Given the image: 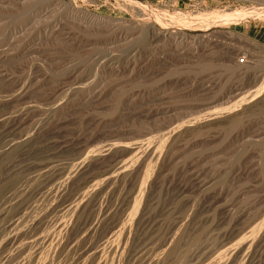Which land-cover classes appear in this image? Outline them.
I'll list each match as a JSON object with an SVG mask.
<instances>
[{"label": "rangeland", "instance_id": "rangeland-1", "mask_svg": "<svg viewBox=\"0 0 264 264\" xmlns=\"http://www.w3.org/2000/svg\"><path fill=\"white\" fill-rule=\"evenodd\" d=\"M132 2L0 0V264H264V0Z\"/></svg>", "mask_w": 264, "mask_h": 264}, {"label": "bare ground", "instance_id": "bare-ground-1", "mask_svg": "<svg viewBox=\"0 0 264 264\" xmlns=\"http://www.w3.org/2000/svg\"><path fill=\"white\" fill-rule=\"evenodd\" d=\"M56 1V0H55ZM127 1H129V3H131L130 4V6L131 7H139L138 5H135L133 2H132V0H127ZM126 2V1H125ZM127 3V2H126ZM145 8H147V7H145ZM148 9V8H147ZM151 9V8H150ZM255 11V10H254ZM254 11H251V12H240L239 14H236V15H238V16H233V18L234 17H237L236 19H233L232 21L233 22H238L239 20H245V19H248V18H253V19H255V18H260L261 17V15L262 14H260V13H258V12H254ZM234 15V14H233ZM229 16V15H228ZM231 17V16H230ZM223 20V19H222ZM232 22V23H233ZM153 23V22H152ZM176 25V24H175ZM137 26V25H136ZM171 27V26H170ZM147 28L148 29H150V30H153V31H155V33H156V35H159L160 37L162 36V37H164V39H165V37L166 36H171L172 35V29H170V28H159V29H154V25L152 26L151 24H149L148 26H147ZM136 30V29H135ZM153 31H151V32H153ZM152 34V33H151ZM155 35V34H154ZM234 35V34H233ZM232 35V36H233ZM158 36V37H159ZM173 36V35H172ZM206 36V35H205ZM208 36V35H207ZM236 37V36H235ZM206 38V37H205ZM241 38V37H240ZM242 40H245V39H242ZM204 41V40H203ZM246 42V41H245ZM247 42H248V40H247ZM251 43V42H250ZM252 44V43H251ZM256 45V44H255ZM242 63H244V62H242ZM241 67V66H240ZM263 83H264V79H263ZM29 89V88H28ZM19 91V90H18ZM24 94V93H23ZM19 95V94H18ZM14 96V95H13ZM261 96V95H260ZM264 96V95H263ZM262 98V97H261ZM264 98V97H263ZM253 100V99H252ZM255 100V99H254ZM242 110H243V108H242ZM234 112H236V111H231L230 113H228V114H226V115H223L222 117H223V119L225 120V119H227L228 117H230V115L231 114H233ZM234 115V114H233ZM27 116V115H26ZM214 116V115H213ZM219 116H221V115H218V117ZM212 117V116H211ZM26 118V117H25ZM213 118V117H212ZM209 119V118H208ZM221 120V119H220ZM200 121V120H199ZM206 122V121H205ZM225 122V121H224ZM184 124V123H183ZM182 124V125H183ZM202 124V123H201ZM205 124V123H204ZM181 125V124H180ZM206 125H207V123H206ZM193 126V125H192ZM19 127V126H18ZM189 127H191V126H189ZM202 127V126H201ZM197 128V127H196ZM16 129V128H15ZM15 129H14V131H15ZM175 129V128H174ZM16 132V131H15ZM14 132V133H15ZM258 134H259V132H258ZM12 136V135H11ZM168 137V136H167ZM165 138V137H164ZM26 139V138H25ZM27 140V139H26ZM31 140V139H30ZM32 142V141H31ZM242 143V142H241ZM20 145V144H19ZM10 146V145H9ZM21 146V145H20ZM12 147V146H11ZM13 148V147H12ZM14 148H15V146H14ZM16 149H17V147H16ZM21 149V148H20ZM158 155V154H157ZM161 155V154H160ZM93 158V157H92ZM89 160V159H88ZM90 161H91V159H90ZM93 161V160H92ZM94 162V161H93ZM136 164V163H135ZM87 165V164H86ZM89 166V165H88ZM133 166V165H132ZM131 166V167H132ZM138 167V166H137ZM135 168V167H134ZM87 168H85V170H86ZM133 170V169H132ZM81 172V171H80ZM82 173V172H81ZM80 173V174H81ZM51 178V177H50ZM114 178V177H113ZM107 179V178H106ZM93 181V180H92ZM109 180H107V182H108ZM91 182V181H90ZM67 184V183H66ZM65 184V185H66ZM39 189V188H38ZM95 189V188H94ZM37 191V190H36ZM93 195L94 196H96V190H94L93 191ZM92 195V196H93ZM89 202V201H88ZM81 207V206H80ZM82 207H83V205H82ZM76 208H78V207H76ZM85 208V207H84ZM82 209V208H81ZM72 212V211H71ZM73 214H75V211H74V213ZM74 216V215H73ZM86 228V227H85ZM235 250V249H234ZM236 251V250H235ZM234 251V252H235ZM237 252V251H236ZM50 253V252H49ZM44 262V261H43Z\"/></svg>", "mask_w": 264, "mask_h": 264}]
</instances>
